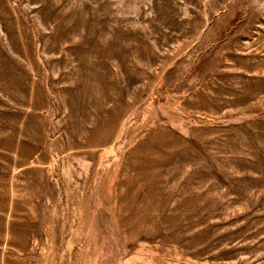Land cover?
<instances>
[{
  "label": "rangeland",
  "instance_id": "1",
  "mask_svg": "<svg viewBox=\"0 0 264 264\" xmlns=\"http://www.w3.org/2000/svg\"><path fill=\"white\" fill-rule=\"evenodd\" d=\"M0 264H264V0H0Z\"/></svg>",
  "mask_w": 264,
  "mask_h": 264
}]
</instances>
